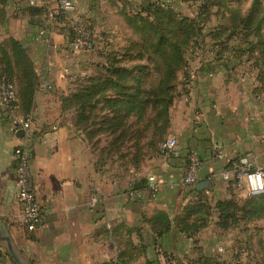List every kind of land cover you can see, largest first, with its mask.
<instances>
[{
    "label": "crops",
    "instance_id": "obj_1",
    "mask_svg": "<svg viewBox=\"0 0 264 264\" xmlns=\"http://www.w3.org/2000/svg\"><path fill=\"white\" fill-rule=\"evenodd\" d=\"M49 1L52 6L57 5V0ZM72 1L76 14L90 18L99 41L105 33L119 39L117 30L121 35L123 24L116 15L118 11L125 13V7L160 0ZM25 3L26 0H7L4 9L13 18H8L7 26L4 22L0 32V41L7 40L12 36L11 21H17L21 37L15 39L27 51L37 76L26 137H18L11 130L6 115L0 120V222L8 228L23 258L29 264L242 262L240 257L244 255L237 252L241 242L234 244L240 238H247L245 241L251 244L253 234L241 229L222 230L216 225L217 213L212 207L231 195L230 186L219 179L223 163L213 161L210 153L215 146L230 157L252 152L264 166V93L253 78L249 63L238 65L210 52L187 59V81L184 84L179 76L175 104L170 110L172 126L167 137L175 138L176 153L170 158L159 155L145 173V179L154 175L159 182L155 197L143 190L131 196L129 190L121 191L116 182H108L95 173L87 145L73 126V114L66 104L74 87L69 76L93 75V64L102 61L95 52L98 47L88 53H73L66 48L64 32L57 28L47 38L36 41L39 27L29 21ZM27 21L32 25H27ZM48 85L50 90L45 88ZM18 105L17 114L26 115L19 93ZM17 147L28 152L43 211L42 225L30 233L19 222L13 155ZM191 152L202 160V167L197 183L184 186L181 175ZM204 181L209 182L207 189L197 191L196 185ZM93 196L97 203L90 207ZM191 204L211 206L206 225L193 235L180 232L175 225L184 215V208ZM158 213L171 222L169 230L160 237L153 231V225L159 223L154 218ZM201 216L198 213L191 218ZM219 248L223 252H218ZM6 253L0 244V264H13Z\"/></svg>",
    "mask_w": 264,
    "mask_h": 264
},
{
    "label": "rangeland",
    "instance_id": "obj_2",
    "mask_svg": "<svg viewBox=\"0 0 264 264\" xmlns=\"http://www.w3.org/2000/svg\"><path fill=\"white\" fill-rule=\"evenodd\" d=\"M6 2L7 0H0V32L3 31L4 22L7 26L8 18H13V14H7L4 9ZM157 3L172 8L180 17L190 20L193 27L190 34H178L172 26H164L165 33L172 38L181 52L184 51L185 59L198 57L192 53L195 46H200L202 49L199 56L206 52L215 53V57L229 58V61L234 60L238 65L244 61V63L248 62L246 52L263 51L264 53V0H160ZM143 6L144 4L139 7H125L123 8L125 13L118 11L116 15L123 24L121 35L117 30L120 40H117L116 36L111 37L113 34L109 33L99 36V41L95 39L94 49L98 47L95 52L102 61L93 65L98 64L97 68H99V64L110 57V64L122 71L119 78H114L118 88L111 90V93L107 92L105 96L129 99L132 104L130 109L125 110L123 105H120L113 110L115 116L129 118L120 119L110 125L103 121L104 116L111 118V115L98 103L101 96L94 100V105L98 106L85 114L86 121L77 118L78 112L73 115L77 120L75 128L87 145L88 156L93 163L95 173L108 182H116L121 191H128L134 183L145 179V173L154 159L160 157L158 146L170 134L172 126L170 110L176 100L173 93L180 84L179 76L182 77L179 65L168 83L171 87L169 94L173 96L164 113L161 106L163 100H168L169 96L158 94L159 82L164 72L162 61L151 54L146 47L148 44L142 45L141 37L133 32L124 16L131 17L138 13L145 15ZM119 20L112 19L113 22ZM11 24L12 36L8 39L18 41L15 38L21 36L17 21H11ZM27 25L32 24L27 21ZM107 38H112L113 41L110 42ZM191 40L193 41L189 43ZM248 48L250 51L247 50ZM248 65L254 72H252L253 78L257 79L254 61ZM261 68L264 69L258 67ZM5 69L4 62L0 61V70ZM102 75L103 72L100 75L103 80L106 77ZM261 89L264 93V84ZM145 98L149 102L144 110L141 109V103ZM101 187L106 190V187ZM229 190L230 199L234 202L241 203L247 199L234 187L230 186ZM231 229L250 231L253 234L251 244L245 241L247 238L237 239L238 243L234 244L237 246L241 242L237 252L240 254L242 247L244 253L240 256H245L240 257L242 262L237 259L236 264H264V215L253 221L239 222ZM235 236L236 234H233L232 237Z\"/></svg>",
    "mask_w": 264,
    "mask_h": 264
},
{
    "label": "trees",
    "instance_id": "obj_3",
    "mask_svg": "<svg viewBox=\"0 0 264 264\" xmlns=\"http://www.w3.org/2000/svg\"><path fill=\"white\" fill-rule=\"evenodd\" d=\"M142 8L145 15L138 13L131 17L127 15L124 16L133 32L141 37L142 45L148 44L146 47H148L147 49L151 54L162 61L164 72L159 82L158 94L169 96L168 100H163L161 106L163 112L166 113L167 105L171 102L172 96L174 95V99L176 98V89L174 90L173 95L169 94V88L171 90V87L168 85L169 80L171 79L175 68L180 65L183 83L185 84L188 77L189 66L187 59L184 57V51L181 52V49L177 47V44L174 41H172V38L165 33L164 26H172L178 34H190L193 27L190 20L180 17L172 8L160 3L147 1ZM25 11L28 13L29 21H34L39 29L48 28L45 24V11L43 9L26 6ZM64 35L66 36L67 33L64 32ZM68 36L70 39V31L68 32ZM192 41L193 40L189 43ZM247 50L250 51L249 48ZM218 54L216 53V55ZM246 55L248 57L247 63L254 61L255 71L257 73L256 77L258 76L256 82H258L260 88H262V84H264V69H258V67H264V53L263 51L254 53L246 52ZM253 55H256L255 58L252 57ZM109 58L110 57L105 58L106 61L100 63L99 68H97L98 64L95 66L93 75H77L73 80L69 81L74 87L71 89V92L67 97L66 104L68 110L71 111L73 115L77 112L79 113L77 118L80 117L86 121L87 116H85V114H88V111H92V109H95L98 106L94 105V100L99 96H101V100L98 101V103H100L102 108L111 115V118L103 117V121L105 120L107 124L110 125L120 121V119L124 120L129 118L115 116L113 111L116 107H120V105H123L125 110L130 109L132 104L129 99H120V96H105L107 92L111 93V90L118 88V83L114 78H119L122 75L120 69L110 64ZM0 59H2L0 61L4 62L6 68L4 71L0 70V73L8 77L15 84L16 90L18 88L19 92L17 90V93L20 94L23 107L25 108L23 109L26 112L25 114H28L32 104L33 93L37 86V76L27 51L18 41L7 39L3 41V43H0ZM101 72H103L102 76L106 77L103 80L100 76ZM148 102L149 101H146V98L143 99L141 109L144 108L145 110ZM72 108H74V110H72ZM123 112L125 113V111ZM73 115V126L75 127L77 120H75ZM123 116H125V114ZM160 144L158 146V151ZM141 190H149L147 179L134 183L128 194L133 192L140 193ZM193 191H195V189H193ZM199 194H203V192H200ZM212 208L217 213L216 225L222 230H228L239 222L253 221L263 216L264 194L248 197L241 203H236L231 199L218 200ZM210 209L211 206L209 205H188L183 210L184 215L176 220L175 225L180 232L193 235L206 225V217H208ZM198 213H201L202 216L191 218L192 215ZM154 218L159 223L157 226L153 225V231L158 237H160L169 230L171 222L163 213H158Z\"/></svg>",
    "mask_w": 264,
    "mask_h": 264
},
{
    "label": "built area",
    "instance_id": "obj_4",
    "mask_svg": "<svg viewBox=\"0 0 264 264\" xmlns=\"http://www.w3.org/2000/svg\"><path fill=\"white\" fill-rule=\"evenodd\" d=\"M27 7L39 8L45 11V24L48 28L38 30L36 41L47 38L55 28L67 33L64 35L66 48L73 53H88L95 47V31L89 17L76 14L75 5L72 0H57L54 7L49 0H26ZM71 33L69 39L68 32ZM192 53L199 56L202 53L200 46H195ZM75 76H69L73 80ZM47 90L51 86H45ZM18 93L15 84L5 75L0 73V120L4 115L8 118L11 130L16 134L19 130L28 133L31 126V115L20 116L17 114ZM264 141V137L262 138ZM176 140L173 137H166L160 144L159 153L164 158H170L176 153ZM16 161V200L20 207L19 222L27 232L36 231L43 221V211L37 199L34 176L31 172L29 155L25 148L17 147L13 151ZM210 158L215 162L223 163L219 173V179L226 185H231L245 198L264 194V166L258 163L252 152L228 156L219 146H215ZM187 165L183 168L181 183L184 186H194L197 183V175L202 167V160L195 153H189L186 157ZM148 191L151 197H155L159 189V182L154 175L147 177ZM131 196L139 192L129 193ZM97 203L95 196L91 197L89 206ZM218 252H223L222 248ZM244 253L241 247L240 255Z\"/></svg>",
    "mask_w": 264,
    "mask_h": 264
},
{
    "label": "water",
    "instance_id": "obj_5",
    "mask_svg": "<svg viewBox=\"0 0 264 264\" xmlns=\"http://www.w3.org/2000/svg\"><path fill=\"white\" fill-rule=\"evenodd\" d=\"M16 135L18 137H24L25 131L19 130ZM209 185L208 181L200 182L196 185L197 191H204L207 189ZM0 244L6 250L9 258L13 262V264H29L27 260L23 258L21 253L18 251L15 243L13 242L11 235L9 233L8 228L3 222H0Z\"/></svg>",
    "mask_w": 264,
    "mask_h": 264
}]
</instances>
